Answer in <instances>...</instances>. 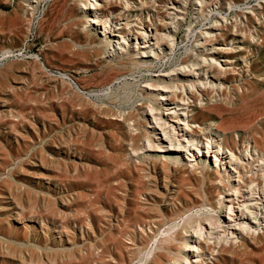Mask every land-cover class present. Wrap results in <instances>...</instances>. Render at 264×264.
Wrapping results in <instances>:
<instances>
[{"label": "rangeland", "instance_id": "1", "mask_svg": "<svg viewBox=\"0 0 264 264\" xmlns=\"http://www.w3.org/2000/svg\"><path fill=\"white\" fill-rule=\"evenodd\" d=\"M32 1L0 0V264H132L139 249H152L172 222H180L176 214L197 210L203 186L182 168L130 157L129 143L142 148L143 140L114 117L126 114L139 128V86L193 59V52L204 56L194 49L203 31L214 35L212 57L230 62L219 80L226 91L264 75V0H145L144 6L129 0L127 17L110 2L103 15H121L119 24L134 28L179 18L165 31L174 42L171 57L148 72L130 70L128 58L126 68L105 66L95 38L79 30L82 0H66L50 23L44 21L55 0L27 7ZM123 82L133 84L128 101ZM109 83L113 95L103 94ZM263 109L251 95L212 118L237 130L250 124L260 134ZM213 196L209 190L210 201ZM158 254L152 264L171 257ZM219 264H264V242H246Z\"/></svg>", "mask_w": 264, "mask_h": 264}, {"label": "bare ground", "instance_id": "2", "mask_svg": "<svg viewBox=\"0 0 264 264\" xmlns=\"http://www.w3.org/2000/svg\"><path fill=\"white\" fill-rule=\"evenodd\" d=\"M38 1L33 0L26 6L33 7ZM110 2L120 4L127 17L129 0H82L77 7L84 19L79 30L95 38V46L100 51L98 58L107 68H126L124 59L128 58L130 70L148 72L154 64L170 56L174 42L165 31L170 26L175 29L178 17L167 16L168 22L159 28L151 21L152 28L141 23L134 28L127 21L119 24L121 15L116 20L103 15ZM144 4L146 1L140 0L139 6ZM253 15L258 21V16ZM261 23H264L263 17ZM199 36L203 41H195L194 49L200 48L204 56L196 58L193 52V59L171 65L169 73L160 71L149 75L139 86L138 101H143L139 105L143 110L139 128L126 114L114 117L128 134L143 140L142 148L133 149L132 141L129 143L130 157L142 162H159L162 169L182 168L203 186L197 210L192 213L186 209L176 214L175 219L180 222H172L163 237L154 241L152 249H139L132 264H152L158 251L171 256L165 264H219L223 256L245 247L246 242H264V129L257 134L249 124L237 130L222 119L215 122L212 118L251 95H256L264 108V75L254 77L249 85L235 84L232 93L226 91L219 80L230 62L227 59L218 62L212 57L214 35L203 31ZM207 46L211 51H207ZM208 73L217 78L208 80ZM260 85L262 88L256 90ZM120 86L122 97L128 101L133 84L123 82ZM110 88L109 83L103 94L114 93ZM238 142L240 147L236 146ZM209 190L214 193L211 201ZM89 208L82 218L86 226L91 215Z\"/></svg>", "mask_w": 264, "mask_h": 264}, {"label": "crops", "instance_id": "3", "mask_svg": "<svg viewBox=\"0 0 264 264\" xmlns=\"http://www.w3.org/2000/svg\"><path fill=\"white\" fill-rule=\"evenodd\" d=\"M65 1L66 0H55L51 4V6L48 8V11H47V14H46L44 22H46V23L49 22V19L52 18V15L54 14V12L56 10L65 9V3H66ZM48 37H50V36L48 35Z\"/></svg>", "mask_w": 264, "mask_h": 264}]
</instances>
